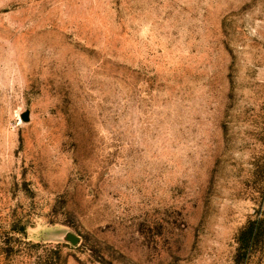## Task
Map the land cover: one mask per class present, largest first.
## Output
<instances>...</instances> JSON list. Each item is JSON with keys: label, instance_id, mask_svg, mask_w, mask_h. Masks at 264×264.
<instances>
[{"label": "rangeland", "instance_id": "1", "mask_svg": "<svg viewBox=\"0 0 264 264\" xmlns=\"http://www.w3.org/2000/svg\"><path fill=\"white\" fill-rule=\"evenodd\" d=\"M258 217L264 0H0V264H235Z\"/></svg>", "mask_w": 264, "mask_h": 264}, {"label": "trees", "instance_id": "2", "mask_svg": "<svg viewBox=\"0 0 264 264\" xmlns=\"http://www.w3.org/2000/svg\"><path fill=\"white\" fill-rule=\"evenodd\" d=\"M235 264H246L251 257L264 248V217L251 219L239 232Z\"/></svg>", "mask_w": 264, "mask_h": 264}]
</instances>
